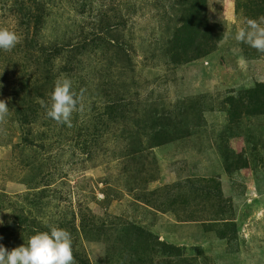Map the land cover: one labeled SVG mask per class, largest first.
Segmentation results:
<instances>
[{
  "label": "rangeland",
  "instance_id": "374dc122",
  "mask_svg": "<svg viewBox=\"0 0 264 264\" xmlns=\"http://www.w3.org/2000/svg\"><path fill=\"white\" fill-rule=\"evenodd\" d=\"M261 18L264 0H0L19 37L0 244L59 227L76 264H264V54L234 39ZM65 77L71 127L46 114Z\"/></svg>",
  "mask_w": 264,
  "mask_h": 264
},
{
  "label": "clouds",
  "instance_id": "9594fccd",
  "mask_svg": "<svg viewBox=\"0 0 264 264\" xmlns=\"http://www.w3.org/2000/svg\"><path fill=\"white\" fill-rule=\"evenodd\" d=\"M229 37L225 36L227 40ZM237 42L248 45L264 54V18L247 19L245 26L234 35ZM19 43L15 31L0 28V50L11 51ZM83 109V97L73 90L70 78L58 79L50 94L47 105V117L57 124L72 126L73 113ZM8 103L0 100V123L9 115ZM3 220H0V225ZM0 264H76L70 232L59 227H51L48 231L31 235L27 242L12 250L0 244Z\"/></svg>",
  "mask_w": 264,
  "mask_h": 264
},
{
  "label": "trees",
  "instance_id": "16d2710c",
  "mask_svg": "<svg viewBox=\"0 0 264 264\" xmlns=\"http://www.w3.org/2000/svg\"><path fill=\"white\" fill-rule=\"evenodd\" d=\"M183 1H185V2H187L188 0H182V2ZM201 17V16H200ZM39 19H38V21H40L41 20V18L40 17H38ZM189 23L190 24H193V22L191 21V19H189ZM201 26H203V24H201ZM188 39H191L190 37H188V36H186ZM197 38H198V35H197ZM194 40H195V38H194ZM195 42V41H194Z\"/></svg>",
  "mask_w": 264,
  "mask_h": 264
}]
</instances>
